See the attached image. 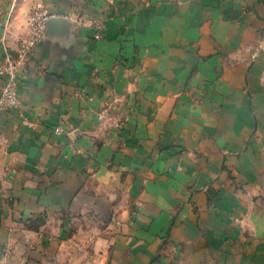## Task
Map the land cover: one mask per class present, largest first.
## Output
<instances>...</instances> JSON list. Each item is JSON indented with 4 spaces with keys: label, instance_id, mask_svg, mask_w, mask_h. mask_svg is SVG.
Wrapping results in <instances>:
<instances>
[{
    "label": "crops",
    "instance_id": "0c3cea01",
    "mask_svg": "<svg viewBox=\"0 0 264 264\" xmlns=\"http://www.w3.org/2000/svg\"><path fill=\"white\" fill-rule=\"evenodd\" d=\"M36 5L78 28L0 110V264H264V0H0V63Z\"/></svg>",
    "mask_w": 264,
    "mask_h": 264
},
{
    "label": "built area",
    "instance_id": "2783aa9c",
    "mask_svg": "<svg viewBox=\"0 0 264 264\" xmlns=\"http://www.w3.org/2000/svg\"><path fill=\"white\" fill-rule=\"evenodd\" d=\"M57 17L49 13L40 5H36L27 19L28 34L17 43L15 57L17 62L5 60L4 65H0V75L5 78L4 85L0 91V110L16 109L18 100L16 97V72L20 65H23L31 52L42 40L44 22L50 18Z\"/></svg>",
    "mask_w": 264,
    "mask_h": 264
},
{
    "label": "water",
    "instance_id": "95a60500",
    "mask_svg": "<svg viewBox=\"0 0 264 264\" xmlns=\"http://www.w3.org/2000/svg\"><path fill=\"white\" fill-rule=\"evenodd\" d=\"M78 24L63 17H53L44 22L42 42L60 43L69 46L73 41V34Z\"/></svg>",
    "mask_w": 264,
    "mask_h": 264
},
{
    "label": "rangeland",
    "instance_id": "374dc122",
    "mask_svg": "<svg viewBox=\"0 0 264 264\" xmlns=\"http://www.w3.org/2000/svg\"><path fill=\"white\" fill-rule=\"evenodd\" d=\"M33 9L34 8H32L30 11H29V14H31V12L33 11ZM28 16L29 15H27V17H26V29H27V35H29L28 33V25H27V19H28ZM41 42V41H40ZM15 51L16 50H14L13 52H8V50H4L3 51V60H2V62L0 63V65H4L5 64V60L6 59H8V60H12L13 62H17V60H16V57H15ZM32 53V52H31ZM30 56V55H29ZM28 56V57H29ZM28 59V58H27ZM27 61V60H26ZM26 61L24 62V63H26ZM24 65V64H23ZM23 65H20L19 67H23ZM18 67V68H19ZM18 68H17V70H18ZM96 235V231H94V232H92V235L91 236H95Z\"/></svg>",
    "mask_w": 264,
    "mask_h": 264
}]
</instances>
